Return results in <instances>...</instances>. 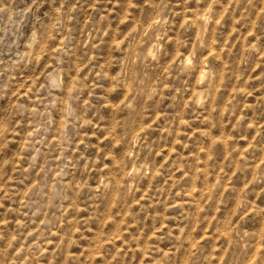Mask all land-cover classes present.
I'll return each instance as SVG.
<instances>
[{
  "label": "rangeland",
  "instance_id": "374dc122",
  "mask_svg": "<svg viewBox=\"0 0 264 264\" xmlns=\"http://www.w3.org/2000/svg\"><path fill=\"white\" fill-rule=\"evenodd\" d=\"M0 264H264V0H0Z\"/></svg>",
  "mask_w": 264,
  "mask_h": 264
}]
</instances>
